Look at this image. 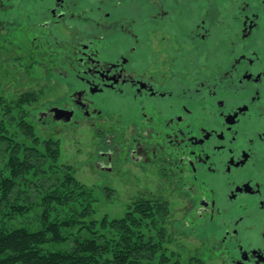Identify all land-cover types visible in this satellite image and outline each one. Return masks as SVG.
I'll return each mask as SVG.
<instances>
[{"label": "flooded vegetation", "instance_id": "af4514ba", "mask_svg": "<svg viewBox=\"0 0 264 264\" xmlns=\"http://www.w3.org/2000/svg\"><path fill=\"white\" fill-rule=\"evenodd\" d=\"M23 4L13 25L66 86L44 123L90 126L96 172L170 192L221 264H264V0Z\"/></svg>", "mask_w": 264, "mask_h": 264}, {"label": "trees", "instance_id": "16d2710c", "mask_svg": "<svg viewBox=\"0 0 264 264\" xmlns=\"http://www.w3.org/2000/svg\"><path fill=\"white\" fill-rule=\"evenodd\" d=\"M29 100L25 93L10 106L0 97V107L7 110L10 121H15L12 110ZM7 126L3 119L0 155L5 165L0 166V264H174L164 247L167 230L163 224L157 226L158 218L165 219L169 212L165 203L141 198L121 217L113 219L103 216L86 221L85 207L80 212L75 208L73 213L61 216L58 205L80 201L85 192L77 191V181L71 172L63 176L57 172L45 174L57 160V142L45 140L42 144L46 151H43L30 123L24 120L19 123L23 134L34 140L30 145L9 136ZM47 162H50L48 167ZM55 178L60 182L58 188ZM29 188L39 193L37 202L29 194L24 195ZM34 210L39 222L36 227L7 223L15 215ZM144 221L157 227L156 234L145 235ZM77 225L76 233H69ZM191 264L203 263L192 260Z\"/></svg>", "mask_w": 264, "mask_h": 264}, {"label": "rangeland", "instance_id": "374dc122", "mask_svg": "<svg viewBox=\"0 0 264 264\" xmlns=\"http://www.w3.org/2000/svg\"><path fill=\"white\" fill-rule=\"evenodd\" d=\"M24 1L0 0V45L7 47L5 51H2L5 57L13 55L10 64L0 63V97L10 106L25 93L30 96V100L12 110L16 117L15 121H10L7 110L0 107V122L5 119L8 122V129H6L9 136L24 141L28 145L34 140L23 134L19 123L22 120L30 123L41 143L40 149L43 151H46L42 144L45 140L51 139L57 142L59 149L57 160L45 174L57 172V175L63 176L66 172H71L77 181V191L85 192V196L80 201L77 199L61 206L58 205L57 209L60 215L67 216L69 212L73 213L72 210L75 208L80 212L85 207L88 213L86 221L98 220L103 216L113 219L121 217L127 209L133 206L135 201L141 198L167 199L169 212L165 219L158 218L157 226L163 224L167 230L164 247L167 249L171 261L174 264H191L192 260L202 261L203 264H221L216 254H212L206 249L211 243L210 245L205 244L202 238L196 237L186 227L185 216L180 213L181 203L171 197L170 192H140V188H144L143 185L147 184V181H140L138 178L135 182L124 181L120 175L111 178L96 172L94 160L97 159L96 151L102 144L98 140L102 136H97L90 126L81 125L75 128L57 123L49 126L44 123L40 112L50 104L61 103L66 86H61L56 81L51 83L53 76L46 71L45 66V63L47 65L48 62L33 50L34 46L30 44L28 34L16 27L17 25H13L19 16L22 18ZM6 14H11L9 22L6 21ZM62 32L67 36L64 29ZM3 160L4 158L0 155V166L5 165ZM49 164L50 162H47L46 167ZM155 182L157 186V181H153V187H155ZM54 184L57 188L60 186V182L57 180ZM106 184H110V188ZM31 189L29 188V191L24 195L29 194L30 199L37 202L39 193L31 192ZM148 189L151 190L150 187ZM40 192H43L42 188ZM35 213L34 210L23 215H15L9 218L7 223L36 227L39 222ZM148 224H150L148 221H144L142 225L145 235L156 234L157 227H151ZM78 228V225L75 226L69 233H76ZM55 248H60V246L55 245Z\"/></svg>", "mask_w": 264, "mask_h": 264}]
</instances>
